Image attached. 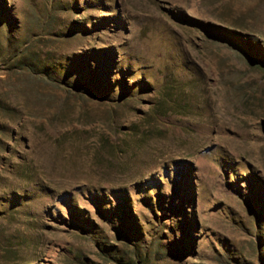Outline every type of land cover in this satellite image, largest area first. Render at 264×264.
Instances as JSON below:
<instances>
[{
	"label": "rangeland",
	"instance_id": "rangeland-1",
	"mask_svg": "<svg viewBox=\"0 0 264 264\" xmlns=\"http://www.w3.org/2000/svg\"><path fill=\"white\" fill-rule=\"evenodd\" d=\"M264 0H0V264H264Z\"/></svg>",
	"mask_w": 264,
	"mask_h": 264
},
{
	"label": "trees",
	"instance_id": "trees-1",
	"mask_svg": "<svg viewBox=\"0 0 264 264\" xmlns=\"http://www.w3.org/2000/svg\"><path fill=\"white\" fill-rule=\"evenodd\" d=\"M258 61H260L264 65V58H258Z\"/></svg>",
	"mask_w": 264,
	"mask_h": 264
}]
</instances>
